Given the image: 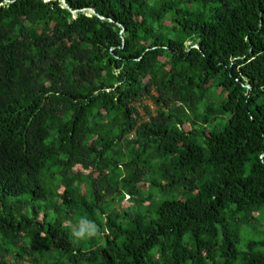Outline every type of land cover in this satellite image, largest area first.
I'll return each mask as SVG.
<instances>
[{"label": "trees", "instance_id": "trees-1", "mask_svg": "<svg viewBox=\"0 0 264 264\" xmlns=\"http://www.w3.org/2000/svg\"><path fill=\"white\" fill-rule=\"evenodd\" d=\"M263 208L264 0H0V264H264Z\"/></svg>", "mask_w": 264, "mask_h": 264}, {"label": "rangeland", "instance_id": "rangeland-1", "mask_svg": "<svg viewBox=\"0 0 264 264\" xmlns=\"http://www.w3.org/2000/svg\"><path fill=\"white\" fill-rule=\"evenodd\" d=\"M143 106L150 107L152 113L156 111V107L153 106L149 100L143 101ZM139 115L144 118L145 114L143 109H139ZM84 188V185H82ZM121 210L120 205L117 207ZM240 218V217H239ZM264 239V208L257 212L254 220L241 224L239 227V243L237 245L238 250H245L248 243H260ZM258 251L264 252V248H259Z\"/></svg>", "mask_w": 264, "mask_h": 264}, {"label": "clouds", "instance_id": "clouds-1", "mask_svg": "<svg viewBox=\"0 0 264 264\" xmlns=\"http://www.w3.org/2000/svg\"><path fill=\"white\" fill-rule=\"evenodd\" d=\"M91 234H95V232L93 231ZM73 236L76 238H83L84 237V233L82 231H75L73 232Z\"/></svg>", "mask_w": 264, "mask_h": 264}]
</instances>
